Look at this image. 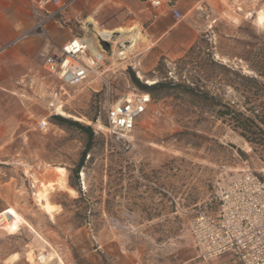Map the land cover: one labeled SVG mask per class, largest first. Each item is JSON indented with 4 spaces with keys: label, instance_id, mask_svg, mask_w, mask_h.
I'll use <instances>...</instances> for the list:
<instances>
[{
    "label": "rangeland",
    "instance_id": "rangeland-1",
    "mask_svg": "<svg viewBox=\"0 0 264 264\" xmlns=\"http://www.w3.org/2000/svg\"><path fill=\"white\" fill-rule=\"evenodd\" d=\"M194 13L198 38L180 57L160 56L151 66L153 52L133 59L129 46L118 57L115 44L127 38L114 34L103 47L102 67L82 87L60 89L38 53L27 80V121L0 146V264H39L44 250V264H208L194 259L189 225L197 211L216 214L213 198L225 177L249 168L264 179V78L256 73L264 69V25L257 22L264 0H203ZM101 30L91 25L88 35L103 38ZM131 72L147 86L171 85L151 97L130 144H123L110 133L105 110L123 95L141 93ZM236 72L260 83L245 86ZM210 97L247 116L260 115L247 134L261 140L248 142L228 118H218ZM57 107L80 121L63 118L93 131L77 179L73 170L87 137L56 125ZM55 167L65 170V187L75 194L55 187L51 217L35 193L55 180Z\"/></svg>",
    "mask_w": 264,
    "mask_h": 264
},
{
    "label": "built area",
    "instance_id": "built-area-1",
    "mask_svg": "<svg viewBox=\"0 0 264 264\" xmlns=\"http://www.w3.org/2000/svg\"><path fill=\"white\" fill-rule=\"evenodd\" d=\"M164 0H151L153 7H159ZM32 25L17 36L10 45L29 37L43 40L39 56L48 76L60 85L78 88L86 85L105 60L104 46L109 40L99 35L95 39L88 35L89 24L82 14L72 6L75 0H27ZM203 12L202 6L197 8ZM176 20H182L176 9H172ZM49 25L59 30L66 29L70 37L56 45L49 34ZM115 44L117 56L123 50ZM122 54V55H121ZM58 93H54V97ZM151 104V96L145 93L123 95L107 104L105 113L108 129L118 136L123 144H130L135 122ZM46 126L39 124L40 129ZM216 214L209 215L199 209L189 225L190 238L195 259L210 262L222 255L230 254L238 264H264V179L254 171L245 168L242 172L223 178L214 194ZM48 255L44 250L38 253L36 261L44 264ZM58 261V260H57Z\"/></svg>",
    "mask_w": 264,
    "mask_h": 264
},
{
    "label": "crops",
    "instance_id": "crops-1",
    "mask_svg": "<svg viewBox=\"0 0 264 264\" xmlns=\"http://www.w3.org/2000/svg\"><path fill=\"white\" fill-rule=\"evenodd\" d=\"M201 2L203 0H164L161 6L153 7L151 0H75L73 7L80 13H86V20L89 17L92 19L93 22L87 24L94 29L111 32L138 29L137 40L131 42V39H125L130 41L128 55L133 54L135 59L144 51L153 52V66L160 56L175 59L193 46L198 38L194 9ZM172 9L183 15V19L176 20ZM31 25L27 0H0V49ZM48 30L56 45H61L70 37L66 29L59 30L49 25ZM42 45V39L29 37L0 53V146L8 137L17 136V124L27 121V80L38 67V53ZM207 263L238 264L230 254ZM119 264L128 263L123 261Z\"/></svg>",
    "mask_w": 264,
    "mask_h": 264
},
{
    "label": "trees",
    "instance_id": "trees-1",
    "mask_svg": "<svg viewBox=\"0 0 264 264\" xmlns=\"http://www.w3.org/2000/svg\"><path fill=\"white\" fill-rule=\"evenodd\" d=\"M253 68V67H251ZM257 73V77H263L264 78V69H258V71H256ZM237 79H239V81L242 84H245V86H257L260 81L257 77L254 76H247V75H243L239 72L235 73ZM130 80L132 81V83L139 89L141 90V93H145V94H149L151 97L155 98L158 94H164L163 92H165V88H167L168 86H170L171 84L169 83H164L161 81L158 82H154L152 85H144L142 83H140L134 73L131 72L130 75ZM173 87H180V85L177 84H173ZM185 90L189 93H193L194 89H192L189 86H185ZM204 96L207 98V94L203 93ZM211 102L213 103V107H217L218 109L215 111V114L218 118H228L232 124H233V128L235 129H239L242 131V133H240V136L243 137L245 140H247L248 142H258L259 140H261L260 138H256V137H252L251 134H247L249 132V130L251 129V126L253 124L254 119L253 118H258L260 115L256 114L251 116H247L239 111H236L233 107H231L228 103H223V102H217L214 100V98L210 97ZM262 118V117H259ZM53 122L61 127L64 126H68V127H74L77 130L83 132L86 137H87V144L85 145L84 150L82 151L80 160L78 162V164L76 165V168L73 170V175L76 177V179L78 178V172L79 170L82 168L83 163L85 161V156L88 154V152L91 149V141L93 139V131L89 126H84V125H80L77 122L74 121H70L68 119H65L63 117L60 116H53L52 117ZM69 185L73 188H75L77 191L79 190L78 187H76L75 185H73L72 183H69Z\"/></svg>",
    "mask_w": 264,
    "mask_h": 264
},
{
    "label": "bare ground",
    "instance_id": "bare-ground-1",
    "mask_svg": "<svg viewBox=\"0 0 264 264\" xmlns=\"http://www.w3.org/2000/svg\"><path fill=\"white\" fill-rule=\"evenodd\" d=\"M262 16H264V15L259 14L257 17V22L259 24H262L261 23ZM92 22L93 21L90 17L87 18V20L85 21V23H90V24ZM137 30L138 29H136V28L117 29V30L112 31V32L106 31V30H101L98 33L103 37V39H106V40H109L110 37H112L114 34H116V36H115L116 40H118L120 38H127V39H131V42H134L135 40H137V38H139V32ZM129 48H130V46H129ZM151 83H152L151 81H147L148 85ZM56 111H57V114L62 116V117L71 118V119L80 121V118L78 119L77 117H74L70 114L65 113L64 111H62L60 109V107H57ZM44 124H46V123L44 122ZM54 173L56 174L55 180H53L51 182L44 183V184L41 183L39 188H38V191L35 193V199H36L38 206L44 211V213H46L47 215H49L51 217H52V214L56 211V206L49 202V194L55 189V187H58L59 189H65L66 191H68L69 194H72V195L75 194V191L73 189L65 187V185H66L65 184V170L61 167H55ZM46 264H51V263L47 262Z\"/></svg>",
    "mask_w": 264,
    "mask_h": 264
},
{
    "label": "water",
    "instance_id": "water-1",
    "mask_svg": "<svg viewBox=\"0 0 264 264\" xmlns=\"http://www.w3.org/2000/svg\"><path fill=\"white\" fill-rule=\"evenodd\" d=\"M129 44H130V41H123L119 44L118 49L124 50Z\"/></svg>",
    "mask_w": 264,
    "mask_h": 264
},
{
    "label": "snow or ice",
    "instance_id": "snow-or-ice-1",
    "mask_svg": "<svg viewBox=\"0 0 264 264\" xmlns=\"http://www.w3.org/2000/svg\"><path fill=\"white\" fill-rule=\"evenodd\" d=\"M261 23H262V25H264V16H262ZM9 212H11V210H9ZM12 215H15V214L12 213Z\"/></svg>",
    "mask_w": 264,
    "mask_h": 264
}]
</instances>
